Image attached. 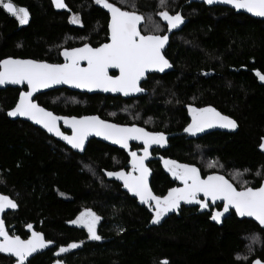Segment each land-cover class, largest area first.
Masks as SVG:
<instances>
[{
	"label": "trees",
	"instance_id": "1",
	"mask_svg": "<svg viewBox=\"0 0 264 264\" xmlns=\"http://www.w3.org/2000/svg\"><path fill=\"white\" fill-rule=\"evenodd\" d=\"M11 2L28 10L29 21L20 25L0 6V60L19 57L58 62L60 50L72 45L68 37L99 32L92 39L98 40L97 44L107 33L110 12L95 0H64L66 8L55 7L53 0ZM107 2L141 15L145 32L165 31V21L158 15L161 11L180 13L187 20L181 29L171 33L165 50L173 70L149 77L144 84L147 95L129 102L90 96L84 103L63 105L54 101L65 92L62 89L38 96V102L59 114L97 113L115 122L137 123L171 135L167 155L195 164L202 174L222 173L238 189L259 187L264 180V154L259 150L264 139V81L257 72L264 74V21L229 8L187 3L188 0H178L171 7L161 0ZM72 14L82 17L83 27L69 23ZM150 17L158 20L160 30L147 31ZM21 91L0 89V191L19 204V210L8 213L5 220L11 231L22 237L29 233L31 224L56 243L26 264H54L57 260L68 264L264 261V230L233 212L221 226L211 222L208 214L191 209L161 225H151L149 213L123 183L106 175V169H120L128 163L126 153L91 140L85 152L78 154L30 123L12 120L7 113ZM124 104L137 109V120L122 112ZM189 105L215 108L233 118L237 129L186 138L181 133L191 123ZM169 184L157 166L151 184L153 192L164 195ZM85 209L100 217L98 235L103 242L87 241L82 250L57 255L60 246L89 238L86 229L69 223ZM14 261L0 255V264Z\"/></svg>",
	"mask_w": 264,
	"mask_h": 264
},
{
	"label": "snow or ice",
	"instance_id": "2",
	"mask_svg": "<svg viewBox=\"0 0 264 264\" xmlns=\"http://www.w3.org/2000/svg\"><path fill=\"white\" fill-rule=\"evenodd\" d=\"M211 5L223 3L236 9H243L260 17H264V0H204ZM111 14L109 24L110 40L98 47H91L84 43L82 47L66 48L63 50L64 63H47L33 59H19L8 57L0 60V86L6 84L26 85L27 91H21L19 101L7 113L9 116L27 117L36 124L41 125L49 133L66 141L72 149L83 151L85 141L91 135L103 137L115 144L128 148L130 140L143 141V155L131 152L132 170L106 172L108 177H115L123 181V186L146 204L152 211V223H159L170 211L177 210L180 203H195L201 209L207 208L209 202H223V209L214 211L211 219L219 222L224 213L234 208L237 215L253 217L261 226H264V184L259 187H244L237 190L223 175L211 174L205 177L200 175V170L195 165L179 164L174 160L165 159V168L180 180L183 187L171 188L163 196L154 195L148 184L149 169L145 166V159L149 155L150 145H163L166 136L163 132H149L144 128L111 123L99 116H58L36 103L33 94L41 89L54 85L66 84L79 89H101L105 92H119L124 95L143 92L139 82L149 70L163 72L170 68L169 61L162 54V49L168 39L167 35H142L138 24L143 20L135 12L125 11L107 0H95ZM164 3V0H161ZM57 8H66L63 0H53ZM0 6L18 20L20 25L28 23L29 12L24 7H17L11 0H0ZM167 22L170 30L178 28L183 23L180 13L169 14L161 11L158 14ZM70 20L80 24L78 14H73ZM86 66H81V62ZM109 68L119 70V75H109ZM257 76L264 81V74L257 72ZM191 114V123L184 132L191 135L203 132L206 128L219 126L235 129L236 122L228 116L219 113L215 108H195L188 106ZM63 120L71 128V135H66L60 130L58 122ZM264 149V143L260 145ZM85 167H88L87 165ZM247 171V170H245ZM203 199H200V196ZM17 204L9 197L0 195V213L7 208L15 209ZM100 217L91 210L81 212L77 219L70 221L72 224H82L87 228L89 239L100 240L96 232V224ZM31 229L32 225L29 224ZM253 240L256 237L253 235ZM53 241L45 240L42 233L33 231L28 239H21L16 235H9L5 228L4 220L0 219V253H8L16 257L17 264L25 261L37 250L44 249ZM83 242H72L67 246H60L57 255L76 249ZM56 264H62L57 260ZM167 264V262H163ZM253 264H262L256 260Z\"/></svg>",
	"mask_w": 264,
	"mask_h": 264
},
{
	"label": "flooded vegetation",
	"instance_id": "3",
	"mask_svg": "<svg viewBox=\"0 0 264 264\" xmlns=\"http://www.w3.org/2000/svg\"><path fill=\"white\" fill-rule=\"evenodd\" d=\"M63 3H64V0H63ZM73 16V14L72 15H69V18H68V20H69V23L71 24V25H73V26H79V27H83L84 26V24H83V21H82V17L79 15V19H80V21H81V23L80 24H74V23H72L71 22V20H70V17H72ZM29 21V20H28ZM110 22H111V14H108V21H107V33L105 34V33H103L102 34V37H104V40L101 42V43H97V44H95L96 43V41H98V40H96V41H94V42H92V39L94 38V36H97V34H99V32H91L90 34H88V35H82V36H79V37H77V38H71L70 40H71V42H72V45H68L67 47H65V48H62L61 50H60V56H59V59H60V61H58V62H51V63H63L64 62V57H63V55H62V52H63V50L64 49H66V48H78V47H82L83 46V44L84 43H88L90 46H92V47H98V46H100L101 44H104V43H107V42H109V36H110V29H109V24H110ZM187 22V20L185 19V18H183V23L178 27V28H176V29H172V30H170L169 31V29H168V27H167V22L165 21V31L163 32V33H155V32H145V31H143L142 30V28H143V24H144V21L142 20V24H141V32H142V34L143 35H149V34H154V35H167L168 36V39H169V44H170V40H171V33L172 32H174V31H176V30H179V29H181L182 27H183V25L185 24ZM24 25H26V24H24ZM70 40H68V41H70ZM169 44H168V46H169ZM168 47H166V49H167ZM165 49V50H166ZM165 52L166 51H164V54H165ZM166 56V55H165ZM167 57V56H166ZM168 58V57H167ZM169 59V58H168ZM37 60V59H36ZM170 60V59H169ZM40 61H48V60H40ZM171 61V60H170ZM48 62H50V61H48ZM172 63V62H171ZM173 64V63H172ZM82 66H86V64H84V65H82ZM174 67V66H173ZM109 75H112V76H116V75H119V71H117V70H111V71H109ZM160 76L161 74H157V73H154V74H150V75H148V78H147V80L146 81H144L143 83H142V87H143V89L147 92V90L144 88V84L148 81V79H149V77H151V76ZM60 89H62L63 91H65V92H63V94H65V95H67V96H70V97H74L75 99H77V101L76 102H73L72 104H70V105H74V104H78V103H84L87 99H88V97H90V96H99V97H102V98H109V97H113V98H117V99H120V100H122L123 102H129L130 100H135V99H138V98H128V99H125V98H123V97H121V96H111V95H104V94H98V93H95V94H90V93H87V92H79V91H73V90H70V89H68V88H60ZM57 90V89H56ZM68 92V93H67ZM47 93V92H46ZM44 94V93H43ZM40 95H42V94H40ZM40 95H38V96H40ZM145 95H147V93L145 94ZM145 95H142V96H145ZM37 96V97H38ZM37 97L35 98V100H37ZM141 97V96H140ZM37 102H38V100H37ZM39 103V102H38ZM57 103V102H56ZM40 104V103H39ZM60 104V103H59ZM40 105H42V104H40ZM64 105V104H63ZM43 106V105H42ZM43 107H45V106H43ZM46 109H48V110H50V111H52L53 113H55L56 115H58V116H76V117H80V116H86V115H98V116H100L99 114H97V113H87V114H82V115H66V114H59V113H56V112H54L53 110H51L50 108H47V107H45ZM112 115H114V113L113 112H110ZM101 117V116H100ZM102 119H104V120H108V121H112V122H114V123H117V124H121V125H132V124H137V123H119V122H115V121H113V120H110V119H107V118H103V117H101ZM32 125V124H31ZM138 125H140V124H138ZM140 126H143V125H140ZM35 127V126H34ZM61 127L63 128V130L65 131V132H67V133H71V131H69V130H66V129H64V127H63V123H61ZM145 127V126H144ZM148 129V128H147ZM149 130V129H148ZM150 131H152V130H150ZM211 131H215L213 128H209V129H205L203 132H201V133H197L196 135H191V134H189V133H185L184 131L181 133V134H183V135H185L186 136V138H190V139H193V138H198V137H200L201 135H203V134H205V133H208V132H211ZM217 131H219V130H217ZM153 132H155V131H153ZM46 133V132H45ZM47 134V133H46ZM166 136V135H165ZM168 137V142H169V144L171 145V138L173 137V136H171V135H168L167 136ZM54 139V138H53ZM93 140H95V139H93ZM91 141V140H90ZM63 144V143H62ZM64 145V144H63ZM108 145V144H107ZM170 145H169V147H170ZM66 146V145H65ZM110 146V145H109ZM67 147V146H66ZM113 147V146H112ZM143 145H140V144H137V143H132L131 144V146H130V148L128 149V150H121V149H119V148H117V147H114V148H117V149H119V150H121L122 152H125L126 153V155H127V158H128V163H126L123 167H121L120 169H116V168H114V169H112V170H107L106 169V172H115V171H120V170H124L125 172H128V171H131L132 170V165L130 164V162H131V159H132V157H131V155H130V153L131 152H133V151H135L136 153H137V155L139 156L141 153H142V150H143ZM168 149V148H167ZM167 149H161V148H154L153 150H152V155H153V159L151 160V161H149L147 164H146V167L150 170L149 171V176H148V184H150V187H151V184L153 183V177H154V174H155V171H156V167L157 166H159L160 167V169H161V171L163 172V174H164V176H166L167 178H168V180H169V182H170V184H169V186L168 187H166V192H165V194L164 195H166L167 193H168V190L169 189H171V188H179V187H183V184H182V182L180 181V180H178V179H176L174 176H172V174L165 168V166H164V163H163V161L165 160V159H168V160H174V161H176L177 163H179V164H190V165H195V164H192V163H190V162H187V161H185V160H181V159H179L178 157H174V156H171V155H167L165 152H166V150ZM71 150V149H70ZM104 171H105V169H104ZM209 173H207V174H202V172H200V175L202 176V177H205V176H207ZM109 179H112V180H116V181H118V182H120V183H123V181H121V180H118V179H116L115 177H109ZM108 179V180H109ZM127 189V188H126ZM152 189V188H151ZM128 190V189H127ZM153 191V190H152ZM0 193H3V192H1L0 191ZM3 194H6V193H3ZM131 194V193H130ZM8 195V194H7ZM157 195V194H156ZM10 196V195H9ZM157 196H163V195H157ZM134 197V196H133ZM136 198V197H135ZM14 199V198H13ZM200 199H203V196L201 195L200 196ZM15 200V199H14ZM136 200H137V202L140 204V206L141 207H143L145 210H147V212L149 213V216H150V218H149V220L151 221V219H152V211H151V209H149V207L146 205V204H143V203H141L137 198H136ZM186 209H191V210H194V211H196L197 213H205V214H208V217H209V220L211 221V222H214V223H217V225L218 226H221L222 225V222L225 220V217H224V215L221 217V219H220V221L219 222H216V221H214V220H212L211 219V216H212V214H213V212L214 211H219V210H222L223 209V204H220V203H216V204H213V203H211V202H209V205H208V207L207 208H204V209H201L200 208V206L198 205V204H195V203H184L183 201L180 203V206H179V208L177 209V210H174V211H170V212H168L162 219H161V221L159 222V223H152L151 222V225H161L162 223H164L166 220H170V219H172V218H175V217H180V214L184 211V210H186ZM86 210V209H85ZM85 210H83V211H85ZM89 210V209H88ZM82 211V212H83ZM10 212H15V211H9L8 213H10ZM231 212H233V213H235L233 210L231 211ZM8 213H6L5 214V216L8 214ZM92 213H94L93 211H92ZM231 214V213H230ZM236 214V213H235ZM80 215V214H79ZM78 215V216H79ZM96 215V214H95ZM5 216H4V219H5ZM77 216V217H78ZM96 216H98V215H96ZM236 216H237V214H236ZM99 217V216H98ZM238 217V216H237ZM239 218V217H238ZM77 219V218H76ZM5 222H6V220H5ZM99 224H100V219H99V223H98V226H99ZM6 226H7V230H8V232H9V234L10 235H16V236H20L19 234H16V233H14V232H12L11 231V229L9 228V226L7 225V222H6ZM73 226H77V227H80V228H83V229H86V228H84L83 226H80V225H78V224H73ZM29 229V228H28ZM32 230H36V229H34V227L32 226V228L31 229H29V233L25 236V237H22V238H24V239H27V238H29L30 237V233H31V231ZM36 231H38V232H41V231H39V230H36ZM88 232V231H87ZM96 232H97V234H98V228H97V230H96ZM43 233V232H42ZM47 239V238H46ZM48 240V239H47ZM51 241V240H50ZM87 241H90V242H97V241H99V243H102L103 242V240H91V239H87V240H85V241H82L83 243L82 244H80V246L78 247V248H76V249H72V250H70L69 252H66V253H60V255H62V256H66L67 254H69L70 252L71 253H73V252H77V251H79V250H82L84 247H85V242H87ZM54 242V241H53ZM79 242H81V241H77V243H79ZM55 246H56V243H55ZM54 246V247H55ZM63 246H67V245H63ZM52 249V248H51ZM50 250V249H49ZM48 251V250H47ZM14 259V258H13ZM15 261V263L14 264H16L17 263V260L16 259H14ZM62 263H64V264H68L67 262H64L63 260H60ZM167 262V261H166ZM55 264V263H54Z\"/></svg>",
	"mask_w": 264,
	"mask_h": 264
},
{
	"label": "water",
	"instance_id": "4",
	"mask_svg": "<svg viewBox=\"0 0 264 264\" xmlns=\"http://www.w3.org/2000/svg\"><path fill=\"white\" fill-rule=\"evenodd\" d=\"M193 2L204 3V4H206V5L209 6V7H217V6H221V7L229 8V9L235 10V11L238 12V13H244V14H246V15H249V16L253 17V18H256V19H259V20H263V21H264V17H260V16H258V15L253 14V13H249V12H247L246 10H243V9H236V8H234V7L231 6V5H226V4H223V3H214V4L209 5V4L205 3L204 0H188L187 3H193ZM141 24H142V21L138 24V30H139L140 32H141ZM141 34H142V32H141ZM142 35H143V34H142ZM167 37H168V36H167ZM109 39H110V36H109ZM168 44H169V39H167V41H166V43H165V46H164V48L162 49V54H163L164 56H165L164 51H165L166 47H168ZM91 47H92V46H91ZM93 48H94V47H93ZM17 58H19V57H17ZM165 58L169 61L171 67L165 69L163 72H159V71H155V70H149V71H147V72L145 73V76H144V77L141 79V81L139 82V87H141V88L143 89V87H142V83H143L144 81L147 80L148 75H150V74H154V73H157V74H166V73H169L171 70H173L174 67H173V64L171 63V61H170L166 56H165ZM19 59H32V58H19ZM33 60H36V59H33ZM39 61H40V60H39ZM45 62H47V63H51V62H48V61H45ZM63 63H64V62H63ZM53 64H58V63H53ZM84 64H86V62H83V61H82V62H81V66L84 65ZM111 70H117V71H119L118 69H114V68H109L108 71H111ZM8 88H19V89H21L22 91H27V90H28L26 85L6 84V85H3V86H0V89H3V90L8 89ZM60 88H68V89L73 90V91L87 92V93H90V94L98 93V94L111 95V96H121V97H123V98H125V99H128V98H138V97H140V96H142V95H145V94L147 93V92L144 90L143 92L132 93V94H129V95H124L123 93H119V92H116V93H113V92H111V91L105 92V91H103V90H101V89H92V90H88V89H79V88H76V87L71 86V85L60 84V85H54V86H52V87H50V88H47V89H41V90H39L38 92H36V93L33 94L32 99H33L36 103H38L37 100H35V98H36L38 95L43 94V93H46V92H49V91H53V90H56V89H60ZM18 101H19V97H18V100H17L16 104L18 103ZM16 104H15V105H16ZM38 104H39V103H38ZM39 105H40V104H39ZM40 106L43 107L42 105H40ZM14 107H15V106H14ZM14 107H13V108H14ZM43 108H45V107H43ZM45 109H46V108H45ZM46 110H48V109H46ZM49 111H50V110H49ZM217 111H218V110H217ZM51 112H52V111H51ZM218 112H219V111H218ZM219 113H221V112H219ZM53 114H55V113H53ZM221 114L224 115V116H227V115H225V114H223V113H221ZM55 115H56V114H55ZM8 116H9V115H8ZM86 116H91V115H86ZM96 116H98V115H96ZM67 117H72V116H67ZM99 117H100V116H99ZM228 117H229V116H228ZM9 118H11L12 120H21V121L28 122V123L32 124V125L35 126L36 128L41 129L43 132H46L48 136H50V137L54 138L55 140H57V141L63 143V144L66 145L69 149H71L73 152L78 153V154H83V153L85 152V150H86V148H87V146H88L90 140H93V139H95V140H99V141H101V142H103V143H105V144H108V145H110V146L117 147V148H119V149H121V150H128V149L130 148V146H131L132 143H137V144L143 145V141L130 140V141H129V144H128V148H124V147H122L121 145L115 144V143H113L112 141H109V140L104 139L103 137H97V136H95V135H91V136H89V137L87 138V140L85 141L84 150L81 152V151H78V150L72 149L71 146H69V145L67 144L66 141L62 140L60 137L54 135L53 133H49V132H47V130L44 129L41 125L36 124L34 121L28 119L27 117H21V116H15V117H13V116H9ZM100 118H101V117H100ZM230 118H231V117H230ZM101 119H102V118H101ZM231 119H233V118H231ZM103 120H104V119H103ZM233 120H234V119H233ZM107 121H108V120H107ZM234 121H235V120H234ZM109 122L114 123V122H112V121H109ZM235 122H236V121H235ZM61 123H63V127H64V129L71 131L70 126L67 125V124H65L63 120H61V121L58 122V126L60 127V130H61L62 132H64L66 135H71V133H67V132H65V131L63 130V128L61 127ZM115 124H117V123H115ZM120 125H121V124H120ZM132 125H133V124H132ZM135 125H136L137 127L144 128L146 131L153 132V131L148 130V129H147L146 127H144V126H140V125H138V124H135ZM236 125H237V123H236ZM127 126H131V125H127ZM212 128H213L214 130L226 131V132H227V131H235V130L237 129V127H236L235 129L222 128V127H219L218 125H217V126H214V127H212ZM206 129H209V128H206ZM262 143H264V139L262 140L261 144H262ZM261 144H260V145H261ZM169 145H170V144H169V142H168V137H167V136H166V143H164L163 145H156V144L150 145V147H149V155H148V157H147V158L145 159V161H144L145 166H146V164H147L149 161H151V160L153 159L152 150H153L154 148L167 149V148H169ZM143 146H144V145H143ZM259 150L264 154V149H261L260 146H259ZM140 155H143V151H142V153H141ZM131 160H132V159H131ZM130 164H131V162H130ZM211 174H219V175H223L226 179H228L224 174L219 173V172H211V173H209L208 175H211ZM228 180H229V179H228ZM229 181H230L231 183H233L231 180H229ZM262 184H264V180H263ZM233 185H234V184H233ZM234 186H235V185H234ZM149 187H150V184H149ZM235 187H236V186H235ZM253 188H256V187H253ZM150 189H151V187H150ZM151 190H152V189H151ZM237 190H240V189L237 188ZM152 192H153V191H152ZM130 193H131V192H130ZM153 194L156 195L154 192H153ZM0 195H4V196L9 197L11 200L15 201V203L17 204V207H16L15 209L7 208V209L4 210V212L0 213V219H3V220H4L5 228H6V230H7V226H6V222H5L4 216H5V214L8 213L9 211H17V210H19V204L17 203L16 200H14L11 196H9V195H7V194L0 193ZM131 195L134 196V197H136L133 193H131ZM201 195H202V194H201ZM136 198L139 200L138 197H136ZM139 201H140V200H139ZM216 203L223 204V202L220 201V200L216 201L214 204H216ZM232 210L235 212V209H234V208H230L229 211H228L227 213H224V217H226L227 215H229V214L231 213ZM235 213H236V212H235ZM237 216H238L240 219H249V220L254 221L255 223H257V224H258V225L264 230V226H261V225H260V224H259V223H258L253 217H248V216L241 217V216H239V215H237ZM7 231H8V230H7ZM33 231H36V230H32L31 233H30V236H31V234H32ZM37 232H38V231H37ZM8 233H9V232H8ZM40 233H42V232H40ZM9 235H10V234H9ZM42 235H43V238H44L45 240H47L46 237H45V235H44L43 233H42ZM19 237H20L21 239H24V238H22L21 236H19ZM27 239H28V238H27ZM54 246H55V242H53L52 244L48 245V246L45 247L44 249H39V250H37V252L33 253V254H32V255H31V256L25 261V264H26L29 260H31L33 257H35L36 255L41 254V253H44V252H46L47 250L53 248ZM0 255H4V256H6V257H12V258L16 259V257H14V256H12L11 254H8V253H0ZM16 260H17V259H16ZM256 260H260V261L262 262V264H264V261H263V260H261V259H255L254 261H256ZM254 261H253V262H254ZM253 262H252V264H253ZM55 264H56V263H55ZM62 264H64V263H62Z\"/></svg>",
	"mask_w": 264,
	"mask_h": 264
},
{
	"label": "rangeland",
	"instance_id": "5",
	"mask_svg": "<svg viewBox=\"0 0 264 264\" xmlns=\"http://www.w3.org/2000/svg\"><path fill=\"white\" fill-rule=\"evenodd\" d=\"M134 1L135 0H126V2H128V3H133ZM177 1L178 0H164L163 4L171 7V5ZM149 20H150L149 25L145 27L147 29V31H148V29H150V30H160L161 29V25L158 22V20H156L155 17H150ZM67 39L70 40L71 37H68ZM54 101H56L57 103H60V104L68 105V104H72L73 102H76L77 99H75L74 97L67 96L65 94H61V95L56 96L54 98ZM121 109H122V112L128 114L131 119L137 120L139 118L138 115H140V113L139 112L136 113L137 109L133 108L132 104L131 105L124 104L121 107ZM86 210H88V209H86ZM98 223H99V220L97 221V224H96V230L98 228ZM78 225L83 226L82 224H78ZM83 227L86 228L85 226H83ZM86 230H87V228H86Z\"/></svg>",
	"mask_w": 264,
	"mask_h": 264
},
{
	"label": "bare ground",
	"instance_id": "6",
	"mask_svg": "<svg viewBox=\"0 0 264 264\" xmlns=\"http://www.w3.org/2000/svg\"><path fill=\"white\" fill-rule=\"evenodd\" d=\"M235 11V10H234Z\"/></svg>",
	"mask_w": 264,
	"mask_h": 264
}]
</instances>
